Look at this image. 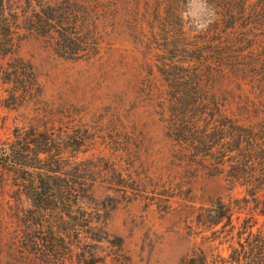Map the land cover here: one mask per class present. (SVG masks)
I'll list each match as a JSON object with an SVG mask.
<instances>
[{
	"label": "trees",
	"instance_id": "trees-1",
	"mask_svg": "<svg viewBox=\"0 0 264 264\" xmlns=\"http://www.w3.org/2000/svg\"><path fill=\"white\" fill-rule=\"evenodd\" d=\"M113 1L0 0L3 101L26 107L44 93L35 66L18 53L22 30L48 39L60 57L95 59L108 35L104 26L121 23V5ZM133 1L130 29L146 47L144 64L158 68L160 79L153 67L151 74L162 84L148 81V95L173 143L172 164L224 174L245 191L230 202L213 201L200 216L205 227L228 226L233 238L236 231L230 256L210 261L201 250L185 264H264V0ZM195 2L201 11L191 20ZM45 117L38 111L29 127L0 143V165L17 178L19 194L9 211L0 207V254L7 256L0 263L108 264L110 258L111 264H135L124 238L109 232L108 218L83 206L72 210L104 176L89 158H78L97 137L57 132ZM101 244L110 253L100 255Z\"/></svg>",
	"mask_w": 264,
	"mask_h": 264
},
{
	"label": "rangeland",
	"instance_id": "rangeland-1",
	"mask_svg": "<svg viewBox=\"0 0 264 264\" xmlns=\"http://www.w3.org/2000/svg\"><path fill=\"white\" fill-rule=\"evenodd\" d=\"M117 2L121 5V23L109 21L104 26L108 35L95 59L60 57L48 39L21 31L25 39L18 53L35 66L44 93L35 104L12 107L3 101L7 93L0 90V143L13 139L17 128L29 127L38 111L45 119L49 116L45 121L57 132L96 136V142L78 153V158H89L104 176L72 210L83 206L101 220L108 218L109 232L124 238L135 264H185L201 250L210 261L228 258L237 245L236 231L233 238L228 226L205 227L200 216L213 201L221 198L230 202L244 197L245 191L224 174L188 172L172 164L173 143L165 136L159 108L148 95V81L156 82L151 74L153 65L150 68L144 64L146 47L137 43L130 29L136 3ZM139 9L145 11L143 1ZM199 11L200 5L195 2L190 19ZM187 20V26L192 24ZM144 26L149 30V23ZM153 68L160 79L158 68ZM127 136L132 138L130 144ZM126 147L130 150H124ZM116 167L114 177L111 174ZM159 174L161 178L156 177ZM17 181L13 172L0 165V207L4 210L9 211L10 204L18 202L19 194L14 191ZM29 203L24 198L23 204ZM244 217L241 214V219ZM259 221L260 226L264 217ZM110 251L107 244L98 247L100 255ZM6 258L0 254V262Z\"/></svg>",
	"mask_w": 264,
	"mask_h": 264
}]
</instances>
